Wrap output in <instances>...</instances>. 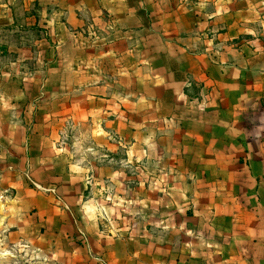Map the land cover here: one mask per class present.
I'll return each mask as SVG.
<instances>
[{"label":"crops","instance_id":"1","mask_svg":"<svg viewBox=\"0 0 264 264\" xmlns=\"http://www.w3.org/2000/svg\"><path fill=\"white\" fill-rule=\"evenodd\" d=\"M42 4L0 16V264H264V0Z\"/></svg>","mask_w":264,"mask_h":264},{"label":"rangeland","instance_id":"2","mask_svg":"<svg viewBox=\"0 0 264 264\" xmlns=\"http://www.w3.org/2000/svg\"><path fill=\"white\" fill-rule=\"evenodd\" d=\"M42 3H43V0H0V16L2 14H5L8 16V14L11 13V15H9V17L13 18L16 21V23L14 25H11V27H9V28H11L10 29V31H11L12 26H17L18 23H21V21L26 19L27 17H35V19H37L41 15V13L43 12V9H44V6ZM30 27H28L26 24H24V28H23L24 32L29 31ZM85 28L86 29L81 32V37H83V39H85L87 37H90L93 39L94 36L93 37H91V36L94 35L93 32L97 33L96 28L91 26V25L87 26ZM36 29H39V28L36 27ZM11 34H13V33H11ZM73 129H75L74 126H72L70 129V132L72 133L71 136H73L74 133H77L79 127L78 128L76 127L75 130H73ZM77 141L78 140H76V142ZM125 173H127L130 177L139 176V174H138L139 171L136 169L135 170L128 169ZM128 183L131 186H129L128 184L123 185L122 189H120V190L127 191L128 189H132L134 187H139L137 185V183H138L137 180H131ZM111 191H113V187H111ZM5 256H9L11 258L10 261H5L7 264H18V263H16V261L18 259H20L19 261L21 262V264H30L28 262H25V259H23L22 257L12 256L8 253Z\"/></svg>","mask_w":264,"mask_h":264}]
</instances>
